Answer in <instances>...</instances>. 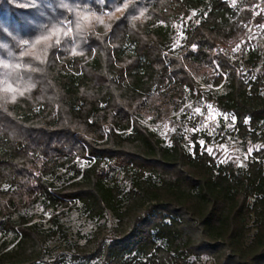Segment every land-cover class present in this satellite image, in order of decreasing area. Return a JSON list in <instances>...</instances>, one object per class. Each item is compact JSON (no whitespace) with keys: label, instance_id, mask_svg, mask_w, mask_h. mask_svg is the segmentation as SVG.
Masks as SVG:
<instances>
[{"label":"trees","instance_id":"obj_1","mask_svg":"<svg viewBox=\"0 0 264 264\" xmlns=\"http://www.w3.org/2000/svg\"><path fill=\"white\" fill-rule=\"evenodd\" d=\"M253 8L264 0H0V264H264L263 56L228 51ZM208 68L224 87L208 101L259 146L245 167L142 123L179 112ZM37 205L46 224L24 215ZM75 208L104 221L84 243L63 222Z\"/></svg>","mask_w":264,"mask_h":264},{"label":"rangeland","instance_id":"obj_2","mask_svg":"<svg viewBox=\"0 0 264 264\" xmlns=\"http://www.w3.org/2000/svg\"><path fill=\"white\" fill-rule=\"evenodd\" d=\"M232 7H236L243 0H224ZM262 8V6H261ZM264 11V10H263ZM198 12L194 11L192 15L185 19H180L171 25V43L169 45L170 51H178L183 46L185 37L184 30L189 20L194 19ZM251 43L243 49L245 43ZM257 50L262 56L263 61L259 64L257 70L264 71V31H258L248 38L246 34L228 51H234L238 56L245 55L248 49ZM217 72H220L219 66L215 63ZM217 74L213 68H208L195 78V91L187 92L182 109L168 117L162 122L153 124L150 119L144 120L142 123L154 131L159 138L165 143L169 142L172 134L179 132L185 135L186 145L189 151H192L193 142L192 136L195 133L200 134L199 143L201 147L212 155L219 162H234L240 167H245L247 162L252 157L253 152L259 149L258 144L247 143L244 144L234 132L235 120L231 115L221 113L215 106L208 101V98L214 92L222 93L224 87H213L211 82ZM202 90L203 94L199 95L198 90ZM210 106V107H209ZM70 176L65 174L63 170L59 172V177L53 180L56 184H61L67 181ZM51 181V179H50ZM24 215L32 219V223L46 224L50 215L43 210L41 206H34L26 210ZM70 235L71 243H84L86 238L95 233L99 224L88 220L86 214L80 209L75 208L68 212L63 219ZM114 226V221L109 219L107 221V232ZM13 235L7 237L0 236V243L5 240H11ZM67 246L65 242L56 241L51 244V256L54 257L60 252H65ZM50 258L47 259V261ZM200 264H213L206 258Z\"/></svg>","mask_w":264,"mask_h":264},{"label":"built area","instance_id":"obj_3","mask_svg":"<svg viewBox=\"0 0 264 264\" xmlns=\"http://www.w3.org/2000/svg\"><path fill=\"white\" fill-rule=\"evenodd\" d=\"M260 7V5L258 6V8ZM258 8H253V16L251 18L250 21H248L245 25L244 28L246 29V36H250L255 34L258 31H264V11L262 10L261 14L259 13ZM261 8V7H260ZM261 15V17H263V20L260 22H257L255 20V17H257L258 15Z\"/></svg>","mask_w":264,"mask_h":264},{"label":"snow or ice","instance_id":"obj_4","mask_svg":"<svg viewBox=\"0 0 264 264\" xmlns=\"http://www.w3.org/2000/svg\"><path fill=\"white\" fill-rule=\"evenodd\" d=\"M68 23L70 24V23H71V21H69ZM24 43L27 45V43H28V42H27V41H25ZM3 66H4V67H7L8 65H6V64H5V65H3ZM209 107H210V106H209Z\"/></svg>","mask_w":264,"mask_h":264}]
</instances>
